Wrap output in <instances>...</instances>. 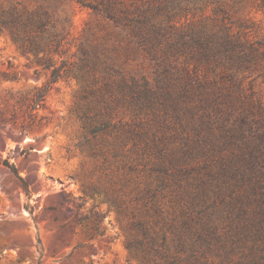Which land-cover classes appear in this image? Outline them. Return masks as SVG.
Wrapping results in <instances>:
<instances>
[{
    "label": "trees",
    "instance_id": "16d2710c",
    "mask_svg": "<svg viewBox=\"0 0 264 264\" xmlns=\"http://www.w3.org/2000/svg\"><path fill=\"white\" fill-rule=\"evenodd\" d=\"M29 1H0V31L49 70L36 105L79 84L78 145L104 174L82 190L115 209L129 256L264 264V34L231 15L264 0H74L79 36L61 0Z\"/></svg>",
    "mask_w": 264,
    "mask_h": 264
},
{
    "label": "rangeland",
    "instance_id": "374dc122",
    "mask_svg": "<svg viewBox=\"0 0 264 264\" xmlns=\"http://www.w3.org/2000/svg\"><path fill=\"white\" fill-rule=\"evenodd\" d=\"M61 6L75 12L79 36L87 12L74 0ZM231 15L249 24L254 38L264 34V9L242 2ZM35 57L0 31V264H138L124 247V222L103 193L82 190L103 184L104 174L101 160L78 145L85 107L79 84L75 78L50 83L36 105L32 98L49 70Z\"/></svg>",
    "mask_w": 264,
    "mask_h": 264
}]
</instances>
